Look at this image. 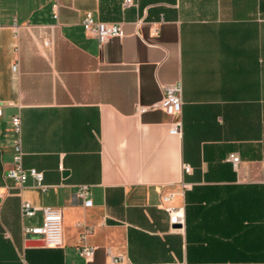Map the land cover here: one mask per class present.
<instances>
[{"label":"crops","instance_id":"obj_1","mask_svg":"<svg viewBox=\"0 0 264 264\" xmlns=\"http://www.w3.org/2000/svg\"><path fill=\"white\" fill-rule=\"evenodd\" d=\"M87 11L123 36L99 43ZM175 82L171 135L156 105ZM0 105V264H264V0H0ZM14 114L44 192L5 175ZM43 207L62 210L59 247L23 234Z\"/></svg>","mask_w":264,"mask_h":264},{"label":"built area","instance_id":"obj_2","mask_svg":"<svg viewBox=\"0 0 264 264\" xmlns=\"http://www.w3.org/2000/svg\"><path fill=\"white\" fill-rule=\"evenodd\" d=\"M134 3V0H123V5L129 6ZM58 3H52L53 16H57ZM81 25L84 31L90 33L95 37L99 43H103L110 37H122L124 32L119 23L107 22L95 19L90 11H87L81 20ZM12 72L17 74V63L11 67ZM181 83L175 82L167 84L163 87V97L156 105L161 108L169 117L168 133L171 135H178L181 130ZM2 115V108L0 105V116ZM10 129L14 134L12 142V160L10 166L6 169L5 175L13 179L16 183L22 186L28 178L32 179L34 187L41 192L47 190L48 185L43 182L42 171L34 167L26 168L23 165V149L21 138V121L18 114H14L10 120ZM232 162L236 164L238 157L236 155L230 156ZM189 166L184 165V170H188ZM75 197L80 199L84 206L88 207L92 204L91 199L88 197V188L86 184L77 185ZM171 194L161 197V207L169 215V223L172 225H182L184 222V215L179 207H173L168 204ZM21 214L29 217L34 215L38 209L33 206L29 201L21 202ZM42 221L38 225L25 226L23 234L28 239L41 240L49 247H59L63 244V229H62V210L59 207H43ZM91 231L90 228L85 227L79 235L80 243L77 245V253L84 259L85 262H90L94 256L95 247L83 242L85 236ZM107 252H110L107 250ZM121 261V256H112V264Z\"/></svg>","mask_w":264,"mask_h":264},{"label":"water","instance_id":"obj_3","mask_svg":"<svg viewBox=\"0 0 264 264\" xmlns=\"http://www.w3.org/2000/svg\"><path fill=\"white\" fill-rule=\"evenodd\" d=\"M28 244H38V243H42L40 240H34V239H29Z\"/></svg>","mask_w":264,"mask_h":264}]
</instances>
